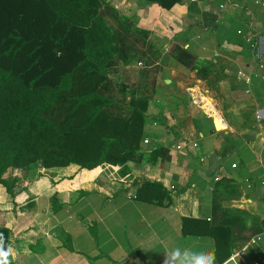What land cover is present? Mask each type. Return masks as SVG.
<instances>
[{
  "label": "crops",
  "instance_id": "0c3cea01",
  "mask_svg": "<svg viewBox=\"0 0 264 264\" xmlns=\"http://www.w3.org/2000/svg\"><path fill=\"white\" fill-rule=\"evenodd\" d=\"M97 12L121 51L108 77L140 102L141 135L123 139L138 147L4 174L8 264H264V0Z\"/></svg>",
  "mask_w": 264,
  "mask_h": 264
},
{
  "label": "trees",
  "instance_id": "16d2710c",
  "mask_svg": "<svg viewBox=\"0 0 264 264\" xmlns=\"http://www.w3.org/2000/svg\"><path fill=\"white\" fill-rule=\"evenodd\" d=\"M146 1L169 9L180 0ZM97 7L98 0H0V185L8 193L17 182L2 179L10 170L93 169L138 147L123 139L141 135L140 102H126L108 77L121 51ZM9 237L0 224V250Z\"/></svg>",
  "mask_w": 264,
  "mask_h": 264
},
{
  "label": "clouds",
  "instance_id": "9594fccd",
  "mask_svg": "<svg viewBox=\"0 0 264 264\" xmlns=\"http://www.w3.org/2000/svg\"><path fill=\"white\" fill-rule=\"evenodd\" d=\"M10 251L11 250L7 252L0 250V264H8L7 257L10 254ZM213 262H214V257L210 253L204 254L201 258V264H213ZM165 264H167V262H165Z\"/></svg>",
  "mask_w": 264,
  "mask_h": 264
},
{
  "label": "built area",
  "instance_id": "2783aa9c",
  "mask_svg": "<svg viewBox=\"0 0 264 264\" xmlns=\"http://www.w3.org/2000/svg\"><path fill=\"white\" fill-rule=\"evenodd\" d=\"M180 148H181V146H177V149H180ZM216 180H218V178H216ZM254 242H255V239L250 240V243H254ZM253 264H259V263H253Z\"/></svg>",
  "mask_w": 264,
  "mask_h": 264
},
{
  "label": "rangeland",
  "instance_id": "374dc122",
  "mask_svg": "<svg viewBox=\"0 0 264 264\" xmlns=\"http://www.w3.org/2000/svg\"><path fill=\"white\" fill-rule=\"evenodd\" d=\"M3 131H4L6 134H8V131H6L5 129H3ZM2 179H4V176L2 177Z\"/></svg>",
  "mask_w": 264,
  "mask_h": 264
}]
</instances>
